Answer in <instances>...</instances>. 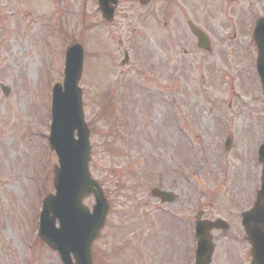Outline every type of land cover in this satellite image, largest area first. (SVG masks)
Instances as JSON below:
<instances>
[{"label": "rangeland", "instance_id": "obj_1", "mask_svg": "<svg viewBox=\"0 0 264 264\" xmlns=\"http://www.w3.org/2000/svg\"><path fill=\"white\" fill-rule=\"evenodd\" d=\"M94 2L0 0V84L9 89H0V264H62L38 238L37 214L54 191L57 164L47 143L51 87L62 81L65 47L78 41L88 168L109 201L93 264H191L186 221L192 225L197 209L232 223L211 232L210 264H251L234 219L255 199L264 140L251 48L212 38L210 51L194 48L186 19L197 11L188 5L174 30H157L135 4L122 2L110 22ZM160 182L177 195L162 204L172 214L150 194ZM82 202L91 207L93 197Z\"/></svg>", "mask_w": 264, "mask_h": 264}, {"label": "water", "instance_id": "obj_2", "mask_svg": "<svg viewBox=\"0 0 264 264\" xmlns=\"http://www.w3.org/2000/svg\"><path fill=\"white\" fill-rule=\"evenodd\" d=\"M103 17L110 18L112 7L108 2L116 0H98ZM197 32V33H196ZM200 45L209 49L208 41L195 31ZM83 50L80 44L72 45L66 51L63 88L57 84L52 101V124L50 143L59 156V167L55 169L54 186L56 192L46 198L41 218L40 237L58 251L64 264H92L90 245L102 227L108 209L103 192L98 184L89 178L86 164L88 161V128L83 120L80 90L77 82L81 74ZM257 67L264 90V48L260 51ZM4 93L8 88L1 84ZM63 89V90H61ZM75 129L78 139L73 137ZM231 143L227 140V145ZM262 162L261 188L254 206L243 213L242 223L252 244V264H264V142L258 150ZM93 193L95 204L90 213L81 203L84 195ZM154 195L166 200L164 193L155 189ZM173 200V197L168 199ZM59 226L55 227V218ZM216 222V221H215ZM209 222L197 224L198 246L195 264H208L212 246L208 238ZM213 224V223H210ZM219 226V223H216Z\"/></svg>", "mask_w": 264, "mask_h": 264}, {"label": "flooded vegetation", "instance_id": "obj_3", "mask_svg": "<svg viewBox=\"0 0 264 264\" xmlns=\"http://www.w3.org/2000/svg\"><path fill=\"white\" fill-rule=\"evenodd\" d=\"M122 2L130 10L134 4L139 7L140 16L157 30H174L181 7L188 5L194 8L197 12L193 18L186 19V24L188 36L195 48H197L198 40L189 28V22L205 33L210 44L212 38L219 45L251 46L255 56L259 46H264V0H117L114 18ZM94 4L96 14L99 16L96 0ZM254 30L255 33H253ZM176 35H173L172 41L178 44L181 40L179 37L175 38ZM199 51L203 50L199 49Z\"/></svg>", "mask_w": 264, "mask_h": 264}]
</instances>
